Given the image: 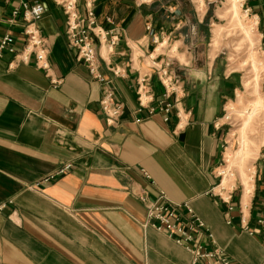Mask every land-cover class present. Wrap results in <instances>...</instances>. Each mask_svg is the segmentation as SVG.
Returning <instances> with one entry per match:
<instances>
[{"label":"crops","instance_id":"0c3cea01","mask_svg":"<svg viewBox=\"0 0 264 264\" xmlns=\"http://www.w3.org/2000/svg\"><path fill=\"white\" fill-rule=\"evenodd\" d=\"M20 1L0 0V34L16 35L18 49L20 27L8 19ZM40 1L50 76L32 63L9 67L11 53L0 57V264H189L186 249L143 224L140 197L160 193L187 201L234 264H262L264 143L251 162L252 188L242 182L251 188L246 199L236 181L225 196L214 191L226 142L221 120L241 82L209 48L211 16L193 0H77L80 14L88 1L101 28L118 36L111 51L99 49V70L124 105L107 125L102 84L68 44L61 7ZM246 1L264 47V0ZM173 51L179 57L168 69L180 81L181 117L176 107L167 121L160 112L147 117L137 110V76L151 75L155 105L163 87L149 55L158 62ZM64 163L67 172L43 181Z\"/></svg>","mask_w":264,"mask_h":264},{"label":"built area","instance_id":"2783aa9c","mask_svg":"<svg viewBox=\"0 0 264 264\" xmlns=\"http://www.w3.org/2000/svg\"><path fill=\"white\" fill-rule=\"evenodd\" d=\"M54 3L59 5L65 14V36L69 45L76 49L77 59L85 63L93 77L103 82V94L99 103L106 124L116 125L124 105L114 99L113 87L108 84V80L98 70L97 59L99 53L94 40L97 39L100 46L106 42L107 48L111 49L118 39L117 34L101 28L88 1L85 3L83 14H80L77 10V0H54ZM19 11L21 12L20 20H17ZM44 12L45 4L40 0H34L30 4L22 1L21 8L11 11V17L8 21L21 27L23 47L16 51L14 35L11 33L0 34V57L5 52L14 53V59L9 63L10 67L16 66L18 63H32L36 68L43 70L46 75L50 76L47 39L40 32L38 26V20ZM245 12L246 16L251 13L249 8H245ZM251 16L254 20L257 18L255 14H251ZM257 23L258 20L254 24ZM155 58V56L149 55L150 67L163 87L161 97L153 105L151 75L147 72L138 74L135 87L137 110L146 109L147 117L152 116L155 112H160L164 121H167L171 109L176 107V115L180 119V111L176 106L182 97L180 81L168 69V62L166 61L172 57L166 55V59L158 62L154 61ZM108 69L114 75H121L118 66H111ZM51 80L57 82L54 79ZM224 117L228 118L226 115ZM70 167V163H64L57 171L47 175L43 181H49L64 174ZM219 173L222 174L221 176L224 174L223 171H219ZM140 199L146 210L144 226H151L157 231L164 232L176 244L186 249L191 254L189 264H234L224 250L216 245L207 224L194 212L187 201H173L164 193H160L154 199L146 196H141ZM221 199L227 201V198L221 197ZM3 206V204L0 205V208ZM259 222L264 226V218L260 219Z\"/></svg>","mask_w":264,"mask_h":264},{"label":"rangeland","instance_id":"374dc122","mask_svg":"<svg viewBox=\"0 0 264 264\" xmlns=\"http://www.w3.org/2000/svg\"><path fill=\"white\" fill-rule=\"evenodd\" d=\"M193 2L198 4L197 10L199 13L206 11V17L210 18L211 16L212 18H210L209 22L211 25L208 41V43H210L209 48L213 54L220 51L219 59L224 62L227 70L232 71L241 82L237 96H233L232 99H229L226 103L224 114L228 118L223 117L221 120L226 130V142L223 149L224 161H222L219 171L223 170L225 174H223V176L219 175L218 182L221 181L222 183L225 178L226 184L217 185L214 191L221 192L222 195L225 196L227 189H230L235 181L236 185L240 183L243 185L242 182L245 179V181L249 180L251 184V162L256 157V152L259 146L264 143V47L260 44L258 23L256 25L253 24L254 20L251 14H254V12L248 7L246 0H193ZM21 4L22 1H20V5ZM17 8H21V6L13 9ZM245 8H249L251 12L247 16L245 15ZM20 15L21 12L19 11V15L16 18L17 20H20ZM20 36L22 37V29H20ZM14 37L16 39L15 49L18 51L23 45L18 49L16 47L17 36L14 35ZM94 42L98 47L99 54L97 60L99 70V58L101 57L99 49L101 46L97 39H95ZM102 45H106V42ZM111 49L107 48L108 51H111ZM11 54H13L14 59V53ZM165 56L166 55L163 57L165 58ZM167 56L172 57L169 58L170 60H175L179 57L175 51L169 52ZM78 61H81L85 65L82 60ZM111 66L116 65L108 64L107 69ZM89 74L91 75L90 72ZM101 75L108 80V84L113 87L111 85V79L105 77L102 73ZM91 77L100 82L102 87L104 86L103 82L99 81L92 75ZM221 186L224 188L222 189ZM248 189H250V187ZM250 192L251 190L249 193ZM249 193H246L245 191L247 197ZM243 197L244 199L247 198L244 195Z\"/></svg>","mask_w":264,"mask_h":264},{"label":"bare ground","instance_id":"6f19581e","mask_svg":"<svg viewBox=\"0 0 264 264\" xmlns=\"http://www.w3.org/2000/svg\"><path fill=\"white\" fill-rule=\"evenodd\" d=\"M236 7V6H235ZM235 13H236V11H235ZM254 20V19H253ZM258 20V18H256L254 21H253V24L255 23V21H257ZM223 171V170H222ZM228 171V170H227ZM227 171H225V172H227ZM229 172V171H228ZM225 174V173H224ZM228 175V174H227ZM251 179V178H250ZM247 181V180H246ZM222 185L223 184H226V180H225V178L223 179V181H222V183H221ZM243 186V185H242ZM251 188H252V182H251ZM251 188L249 189V191L251 190ZM243 189H244V187H243ZM245 191H246V193H249V191H247V190H245L244 189V196H246L247 197V195H245ZM249 195V194H248ZM175 242V241H174ZM176 243V242H175Z\"/></svg>","mask_w":264,"mask_h":264}]
</instances>
